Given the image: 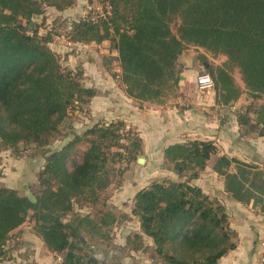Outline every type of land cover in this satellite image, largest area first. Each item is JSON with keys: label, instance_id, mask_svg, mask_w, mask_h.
<instances>
[{"label": "trees", "instance_id": "1", "mask_svg": "<svg viewBox=\"0 0 264 264\" xmlns=\"http://www.w3.org/2000/svg\"><path fill=\"white\" fill-rule=\"evenodd\" d=\"M100 1L110 5V15L75 21L70 43L110 42L118 54L119 83L130 99L141 105L163 103L170 84L178 85L179 59L190 47L226 58L223 66L211 69L218 106H232L244 91L255 101L264 97V0ZM76 3L0 0V154L9 149H49L54 140L65 139L68 134L62 135L63 130L71 129L75 114L97 96L95 89L84 85L83 70L62 65L50 47L51 34L40 35L44 21L35 20L48 9L63 12ZM177 21L175 33L172 26ZM233 70L239 71L244 89ZM237 121L243 135L264 137V105L249 106ZM131 138V145L123 144ZM82 142L90 146L82 162L70 170L68 160ZM114 147L130 152L129 164L143 150L138 133L125 122L97 123L63 148L45 153L35 201L14 189L0 188V262L8 253L11 234L30 218L48 250L63 257L60 264H103L89 249L85 235L108 242L113 239L111 229L131 217L138 219L141 234L130 237L127 246L136 253L152 249L160 264H218L236 248L226 208L192 184L217 154L212 141L190 140L168 147L166 164L180 180L157 181L139 191L131 214L121 216L110 209L97 217L78 214L65 222L75 204L95 205L111 186L113 163L123 158L111 151ZM233 163L239 165V175L229 173ZM253 169L226 156L214 165L236 198L242 196L250 175L253 182L259 180L260 173Z\"/></svg>", "mask_w": 264, "mask_h": 264}, {"label": "rangeland", "instance_id": "2", "mask_svg": "<svg viewBox=\"0 0 264 264\" xmlns=\"http://www.w3.org/2000/svg\"><path fill=\"white\" fill-rule=\"evenodd\" d=\"M84 4V5H82ZM107 3H103L100 0H95L89 3V0H81L82 13L76 12L73 15H66L63 12H55L48 9L46 14L36 18L37 23L44 24L40 27V35L51 34L52 43L51 49L59 57L64 67L71 68L78 71L83 70V82L86 87L93 88L97 91V94H103L105 103L108 104V108L111 107V96L109 91H114L110 82L113 77L116 79L119 75L120 64L115 55L112 52V45L110 42H104L102 44L90 43V44H72L70 43L69 34L72 31V24L75 21H79L83 18L91 16L95 19H102L110 15ZM80 8H78L80 10ZM179 22L173 24L172 29L176 33ZM186 53H193L199 58L197 64L196 77L204 74L212 75L211 69L218 66H223L226 62L224 56L213 57L204 49H197L194 47L188 48ZM115 52V51H114ZM116 53V52H115ZM206 57L207 59H204ZM182 63L178 64V75L180 69L182 70ZM75 71V72H76ZM236 82L244 89L241 76L238 70H233ZM196 79V78H195ZM121 90H124L121 84L118 85ZM177 85L170 84L168 88V95L165 99L170 98L171 95L177 93ZM113 93V92H112ZM211 93H215L211 91ZM164 99V100H165ZM216 99V93H215ZM94 101V102H93ZM86 105L82 111H79L73 117V120L69 122L71 129H64L62 135L68 134L63 140H54L52 145L45 149H38L31 147L25 152H18L14 149H9L1 152L0 154V188H10L16 190L20 195L30 198L32 201L36 200L39 195L41 186L39 182L40 173L43 171L46 165L45 153L55 151L63 148L68 142L72 141L76 134L82 136L86 131L91 129L97 123L105 124L112 121L106 119H98L97 112L99 110L100 103L97 104L96 100ZM93 102V103H92ZM92 104V105H91ZM254 105L256 108L264 105V97L255 101L246 91L242 95L241 99L228 108H235V118L238 119V115L243 114L249 108ZM224 107V106H223ZM253 108V107H252ZM252 116V115H251ZM98 119V120H97ZM119 121V120H116ZM103 122V123H102ZM241 132V130H240ZM136 133V131H135ZM133 138L128 141H124L123 144H132ZM90 144L82 142L74 149L72 157L68 160V167L73 170L75 165L82 162L83 155ZM115 153L123 154L122 159H116L119 161L114 162L113 168L115 170L112 177L111 186L100 195V200L97 204L78 203L75 204L74 211L65 220H69L72 216L78 214H89L92 217L101 215V212L108 211L110 209L115 210L118 214H131L132 208H130V201L139 187L152 184L157 181H169L176 182L175 179L169 178L166 175L167 164L163 163V169L159 165L158 172L153 177H147L146 180H139L142 176L138 177V170L140 167H144L145 164H139L134 161L129 164L127 158L131 156L130 152L123 148L114 147L111 150ZM217 154L214 157H217ZM213 157V158H214ZM220 158V157H219ZM217 158V160L219 159ZM216 160V162H217ZM161 166V167H162ZM169 169V172H173ZM139 178V179H138ZM140 181V182H138ZM138 182V183H137ZM128 224L129 228L115 227L111 229V235L113 239L108 242H104L101 239H92L89 235H85V240L92 253L98 256L103 264H160L154 260V252L150 249L144 256L139 257L138 254H132L133 251L127 246V241L130 237L139 234L138 219L131 217ZM34 221L30 218L26 224L20 229L11 234L7 243L8 253L4 256L0 264H60L63 261V257L54 253H46L41 249L42 240L36 235L34 230ZM146 238V237H145ZM126 243V248L123 246ZM34 245L32 249L30 245ZM147 244V243H146ZM139 257V258H138Z\"/></svg>", "mask_w": 264, "mask_h": 264}, {"label": "crops", "instance_id": "3", "mask_svg": "<svg viewBox=\"0 0 264 264\" xmlns=\"http://www.w3.org/2000/svg\"><path fill=\"white\" fill-rule=\"evenodd\" d=\"M76 1L73 8L64 11L66 15L82 13L81 0ZM50 10L59 12L55 9ZM112 52L113 55L118 56L117 53ZM198 62V56L193 53H184L180 57L183 67L182 70L180 69L177 93L160 104L141 105L130 99L125 91L118 87L120 84L118 77L116 79L113 77L108 82L116 86L114 91L108 92L112 100L111 107L108 108L103 94H97L93 99L97 101V104H101L100 106L98 104L97 116L100 121L121 120L128 128L138 133L143 149L139 158L145 159V166L136 170L138 177L142 176L138 178L140 181L146 180L147 177L154 178V174L158 172V166L166 163L165 150L168 147L190 140L212 141L217 147L218 155L212 158L201 176L192 184L201 188L211 199L218 200L226 208L230 216L231 228L236 233L234 240L236 248L227 253L218 264H261L264 254L262 245L264 242V137L257 134L243 135L235 113L233 114L235 108L218 106L215 93L198 90L196 84L198 76L195 75ZM222 156L237 160L245 166L254 168V172L260 173L259 180L255 182H253V175L249 176L240 197L236 198L227 191L226 177L220 176L214 170L217 158ZM161 166L160 168L163 169L164 166ZM239 171V165L233 163L229 173L239 175ZM166 175L176 181L180 180L174 172H169L168 168ZM149 185H143L134 191L130 208L133 207V200L137 193ZM119 227L129 228L130 226L122 224ZM137 230L141 234L139 221ZM145 241L148 246H153L150 238L146 237ZM30 246L32 249L35 248L33 244ZM123 246H126V243ZM40 250L51 253L43 242ZM145 253V251L132 252L139 257L146 255Z\"/></svg>", "mask_w": 264, "mask_h": 264}, {"label": "built area", "instance_id": "4", "mask_svg": "<svg viewBox=\"0 0 264 264\" xmlns=\"http://www.w3.org/2000/svg\"><path fill=\"white\" fill-rule=\"evenodd\" d=\"M108 9H109V11L111 10L110 5H108ZM196 84H197L198 90L201 92H211V91L215 90L214 80L211 77V75H209V74H204V75L198 76ZM262 245L264 248V242ZM261 264H264V254L262 257Z\"/></svg>", "mask_w": 264, "mask_h": 264}, {"label": "water", "instance_id": "5", "mask_svg": "<svg viewBox=\"0 0 264 264\" xmlns=\"http://www.w3.org/2000/svg\"><path fill=\"white\" fill-rule=\"evenodd\" d=\"M144 162H145V159L143 157L138 159V163L139 164H144Z\"/></svg>", "mask_w": 264, "mask_h": 264}]
</instances>
